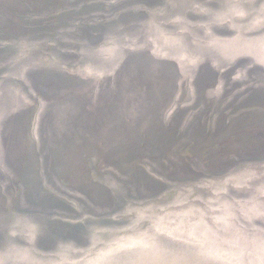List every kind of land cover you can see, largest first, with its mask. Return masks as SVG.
<instances>
[{
	"label": "rangeland",
	"instance_id": "rangeland-1",
	"mask_svg": "<svg viewBox=\"0 0 264 264\" xmlns=\"http://www.w3.org/2000/svg\"><path fill=\"white\" fill-rule=\"evenodd\" d=\"M0 264H264V0H0Z\"/></svg>",
	"mask_w": 264,
	"mask_h": 264
}]
</instances>
